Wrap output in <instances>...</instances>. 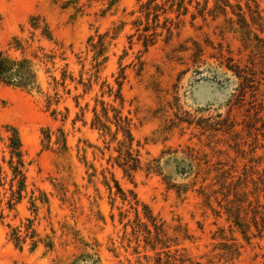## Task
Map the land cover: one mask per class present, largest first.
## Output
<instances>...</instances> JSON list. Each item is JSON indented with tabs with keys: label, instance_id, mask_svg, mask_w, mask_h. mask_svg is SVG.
Instances as JSON below:
<instances>
[{
	"label": "rangeland",
	"instance_id": "obj_1",
	"mask_svg": "<svg viewBox=\"0 0 264 264\" xmlns=\"http://www.w3.org/2000/svg\"><path fill=\"white\" fill-rule=\"evenodd\" d=\"M111 1L0 0V51L17 57L8 43L30 42L28 22L37 16L53 42L36 31L32 46L63 53L53 66L38 68L40 91L0 87V157L4 128L12 127L29 188L47 201H37L33 212L26 198L6 222L32 220L38 238L51 243L18 249L1 227L0 264H90L83 254L94 264H264V232L252 238L251 227L245 241L223 209L238 179L246 177L251 192L248 180L257 182L264 171V52L245 50L236 17L240 9L264 40V0H182L186 13L179 16V0H155L166 10L158 12L159 27L164 18L176 27L168 41L157 29L162 33L147 50L134 24L139 17L145 23L138 10L147 0ZM257 15L262 27L251 24ZM227 58L247 67L253 83L245 93L224 67ZM62 71L65 86L54 89L50 77L60 81ZM103 108L110 133L91 127L93 110L103 116ZM115 112L131 120L133 148L139 145L140 169L131 178L114 160L122 140L120 132L113 139ZM58 129L65 153L53 144ZM154 165L156 172L148 171ZM123 195L135 196L139 223L151 235L141 205L162 224L167 249L144 245V226L135 228Z\"/></svg>",
	"mask_w": 264,
	"mask_h": 264
},
{
	"label": "trees",
	"instance_id": "obj_2",
	"mask_svg": "<svg viewBox=\"0 0 264 264\" xmlns=\"http://www.w3.org/2000/svg\"><path fill=\"white\" fill-rule=\"evenodd\" d=\"M173 2V0H171ZM115 0H112L109 5L111 6ZM155 0H147L145 3L139 5L138 12L141 17H143L145 23H143L139 18L134 21L136 31L138 32V41L142 43L144 50L152 47L157 38L161 33H157V29L165 31L166 37L165 41H168L172 36V31L175 29V24H173L171 19L164 18L162 25L159 27L158 18L159 11L166 13V10L162 5L154 3ZM183 1L179 0L177 2V16L186 13V8L182 5ZM182 10V13L179 11ZM221 11H224L221 9ZM236 14L237 26L239 33L242 36V43L245 50L251 49L257 52H264V40L259 38L256 34L252 33L251 26L247 23L244 18V14L240 12ZM149 18H151V23L149 24ZM262 21L261 17L257 15L255 18L251 17V24L253 26L262 27L260 24ZM29 25L32 29L30 32V42L23 41L18 37H12L8 43V47L18 54L17 57H12L8 55L5 51H0V87H16L24 90H36L40 91V84L37 78L38 68L43 65L46 67L48 64L54 65L53 61L56 58L63 60L61 57L63 53L56 55L54 52H46L42 47H33L32 39L36 31L39 35L48 42H53L50 31L47 26L42 24L39 17H31L29 19ZM174 26V28H173ZM252 37V38H251ZM199 48H196V54L199 53ZM227 63L224 67L232 73L233 77L240 81L239 93H245L246 89L253 82H249L250 77L246 73L247 67H240L239 65L233 64V60L230 58L226 59ZM45 73H49V69H45ZM54 86H61L64 88L66 80V72L62 71L60 81H56L54 77H50ZM56 96V94L54 95ZM50 97H48V104H50ZM121 101V100H120ZM57 102V100L55 101ZM113 110V109H112ZM94 118L91 127L101 130L105 133H110V128L107 126L108 118L107 111L103 108V116L96 113L93 110ZM54 113V112H52ZM113 124L115 126V133L113 139L117 133H121L122 140L118 142V148L116 150L117 156L114 159L116 165L122 170L125 176L130 177L140 169L139 160V145L136 143L135 148H133V137L130 132L131 120L125 117H121L119 112H115L113 115ZM5 151H3L0 157V228L6 227L10 230L9 240L13 243L14 247L21 249L22 246L29 242V250L34 251L39 243H43L45 247H51V243L40 240L32 228V220L26 219V223L20 222V225L12 227L7 223V219L11 214L16 212V208L22 204V202L28 198V203L30 209L34 212L37 210L35 203L38 201L40 204H46L47 201L44 194L35 188H29L27 176V166L28 163L24 159V153L22 151V145L17 131L9 126L5 128ZM44 139L43 142L45 147H48L51 140V133L49 129L42 132ZM59 152L65 153L67 151L66 137L61 130H57L55 134V140L53 143ZM154 163H156L154 161ZM157 166H151L148 171L156 172ZM239 180V179H238ZM233 185L232 200L226 202L224 209V214L226 215V220L231 222L233 228L242 236L245 241H249L250 237L255 238L261 237L264 232V171L258 177V181L249 179V183L252 187L251 192H246L247 180L244 177L243 182ZM116 188L117 184L115 183ZM243 185V186H240ZM37 193V195H36ZM262 197L263 203L259 202V197ZM249 196H252V200H249ZM123 201L127 202L130 208L135 213V228L139 226H144V245L149 247L151 251H155L159 246L160 249H167L168 246L163 232L162 224H157L156 219L150 214V212L142 206V215L147 223L153 229V234L147 229L146 224L139 223L138 219V207L139 203L135 199V196H130V198L123 195ZM249 215V217H248ZM14 216V215H13ZM123 217V216H122ZM249 219L246 221V219ZM251 227L255 231L254 234H249ZM133 233H138V230H133ZM158 254V253H157ZM167 256V255H166ZM82 258L89 259L90 264L98 262L94 260L92 255L83 254ZM188 260L180 259L179 263L184 264Z\"/></svg>",
	"mask_w": 264,
	"mask_h": 264
}]
</instances>
